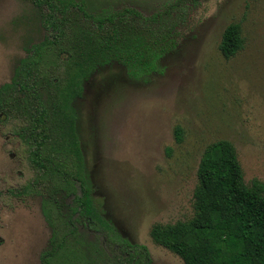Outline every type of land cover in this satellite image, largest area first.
I'll list each match as a JSON object with an SVG mask.
<instances>
[{
    "label": "rangeland",
    "instance_id": "1",
    "mask_svg": "<svg viewBox=\"0 0 264 264\" xmlns=\"http://www.w3.org/2000/svg\"><path fill=\"white\" fill-rule=\"evenodd\" d=\"M64 1L93 18L133 9L139 16L127 14L126 38L137 30L158 55L141 79L115 62L91 72L71 105L95 209L119 236L145 246L151 264H184L150 230L193 217L197 168L209 144L230 142L244 183L264 187V0ZM71 12L73 31L93 25ZM229 24L240 26L243 46L225 59L218 46ZM43 37L31 2L0 0V86ZM13 139L0 126V264H41L51 237L42 198L7 192L24 181Z\"/></svg>",
    "mask_w": 264,
    "mask_h": 264
},
{
    "label": "trees",
    "instance_id": "2",
    "mask_svg": "<svg viewBox=\"0 0 264 264\" xmlns=\"http://www.w3.org/2000/svg\"><path fill=\"white\" fill-rule=\"evenodd\" d=\"M26 1L38 11L44 37L0 86V126L18 143L24 159L23 183L7 192L42 198L51 237L40 262L151 264L145 246L119 236L95 209L71 105L91 72L110 62L135 79L153 71L158 55L139 40L137 30H129L126 38L127 14H139L125 9L93 18L71 1ZM71 9L93 25L81 24L73 31ZM242 46L240 26L229 24L220 54L230 59ZM174 134L180 143L182 129L176 127ZM193 209L187 222L152 226V241L184 264H264V187L257 181L244 183L230 142L216 141L202 152Z\"/></svg>",
    "mask_w": 264,
    "mask_h": 264
}]
</instances>
